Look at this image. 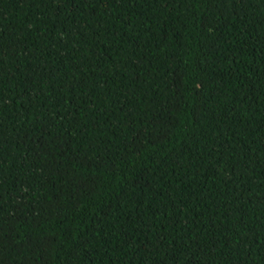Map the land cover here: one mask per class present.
I'll list each match as a JSON object with an SVG mask.
<instances>
[{
	"label": "trees",
	"instance_id": "trees-1",
	"mask_svg": "<svg viewBox=\"0 0 264 264\" xmlns=\"http://www.w3.org/2000/svg\"><path fill=\"white\" fill-rule=\"evenodd\" d=\"M0 264H264V0H0Z\"/></svg>",
	"mask_w": 264,
	"mask_h": 264
}]
</instances>
